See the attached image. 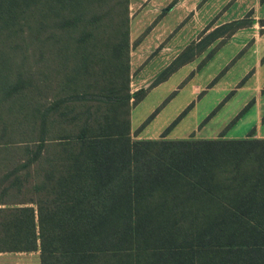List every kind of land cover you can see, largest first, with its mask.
Instances as JSON below:
<instances>
[{
	"label": "trees",
	"instance_id": "obj_1",
	"mask_svg": "<svg viewBox=\"0 0 264 264\" xmlns=\"http://www.w3.org/2000/svg\"><path fill=\"white\" fill-rule=\"evenodd\" d=\"M250 14L204 29L130 93L128 0H0V252L264 264V137L166 139L189 106L157 138L129 127L147 89Z\"/></svg>",
	"mask_w": 264,
	"mask_h": 264
},
{
	"label": "rangeland",
	"instance_id": "obj_2",
	"mask_svg": "<svg viewBox=\"0 0 264 264\" xmlns=\"http://www.w3.org/2000/svg\"><path fill=\"white\" fill-rule=\"evenodd\" d=\"M131 2L130 93L146 88L172 60L173 53L193 41L205 26L241 18L248 11L256 20L264 19V0H198V15L180 20L175 18L176 10L165 9L171 0ZM152 5L160 6L159 11L147 14L145 9ZM256 25L237 30L223 42L214 41L147 89L139 101L130 105V131L140 134V138L157 137L189 106L166 133V139H206L220 134L226 139L242 138L253 136L259 127V134H264V27L258 22ZM155 36L163 38L162 46L166 48L161 52L157 46L147 51ZM18 259V264H39L38 256L22 255Z\"/></svg>",
	"mask_w": 264,
	"mask_h": 264
},
{
	"label": "crops",
	"instance_id": "obj_3",
	"mask_svg": "<svg viewBox=\"0 0 264 264\" xmlns=\"http://www.w3.org/2000/svg\"><path fill=\"white\" fill-rule=\"evenodd\" d=\"M142 2H149V0H141ZM172 1V0H171ZM197 3H198V0H179L178 2H177V4L175 5V7H174V9L173 8H169V10L168 11H177V13H175V18L177 19V20H180V19H182L183 18V16H190L191 18H193L194 16L196 17L197 15H198V5H197ZM133 5H134V3L133 2H131V0H128V11H130V12H132L133 10H134V8H133ZM139 6V3H137V5L135 6V8L136 7H138ZM159 8H160V6H157V5H152L150 8H147V9H145V11L147 12V14H156L158 11H159ZM251 18H253L254 19V21H255V23L254 24H252L251 26H257L256 25V23H257V20L254 18V17H251ZM215 26H218V24H214V25H207V26H205L204 28H202L201 30H200V32H202L204 29H207V30H210V29H212V28H214ZM239 30V29H238ZM200 32H199V34H200ZM236 32V31H235ZM234 32V33H235ZM233 33V34H234ZM199 34L196 36V38L193 40V41H196L197 40V38H198V36H199ZM232 34V35H233ZM231 35V36H232ZM162 37H160V36H155L153 39H151L149 42H151V46H149V48H148V50L147 51H150L151 50V48H153V47H156L157 46V50L158 51H163L166 47L165 46H162V43H163V41H162ZM192 42V41H191ZM190 43V42H189ZM188 43V44H189ZM213 43V42H212ZM211 43V44H212ZM210 44V45H211ZM187 45V44H186ZM185 45V46H186ZM209 45V46H210ZM132 48V47H131ZM184 49V48H183ZM183 49H181L178 53L177 52H174L173 53V58H172V60L183 50ZM154 52V51H153ZM131 53H132V49H130V52H129V57H131ZM175 55V56H174ZM171 60V61H172ZM170 61V62H171ZM169 62V63H170ZM168 63V64H169ZM167 64V65H168ZM166 65V66H167ZM165 66V67H166ZM164 67V68H165ZM141 88H143V87H141ZM147 88V87H146ZM142 125V124H141ZM140 125V126H141ZM140 126L138 127L139 129H140ZM143 126V125H142ZM141 126V127H142ZM221 133V132H220ZM260 133V127L258 128V131L257 132H255L254 134H253V136H255V137H264V134H259ZM161 134V133H160ZM160 134L157 136V137H159L160 136ZM130 135H131V138L132 139H147V138H157V137H154V136H144L143 138H140V134H136V132H131L130 131ZM166 136V135H165ZM245 137V136H244ZM12 253V254H11ZM22 255H25V256H38V251H30V252H0V264H8L9 262L8 261H12L14 264H18V262H19V257L20 256H22ZM19 256V257H18ZM38 259H39V257H38ZM39 264H40V262H38Z\"/></svg>",
	"mask_w": 264,
	"mask_h": 264
}]
</instances>
